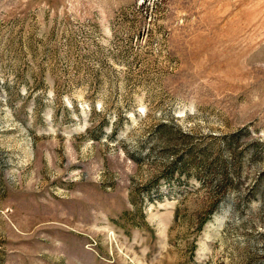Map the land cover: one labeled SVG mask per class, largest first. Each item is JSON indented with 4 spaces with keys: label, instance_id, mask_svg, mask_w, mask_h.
I'll return each mask as SVG.
<instances>
[{
    "label": "rangeland",
    "instance_id": "obj_1",
    "mask_svg": "<svg viewBox=\"0 0 264 264\" xmlns=\"http://www.w3.org/2000/svg\"><path fill=\"white\" fill-rule=\"evenodd\" d=\"M0 264H264V0H0Z\"/></svg>",
    "mask_w": 264,
    "mask_h": 264
}]
</instances>
